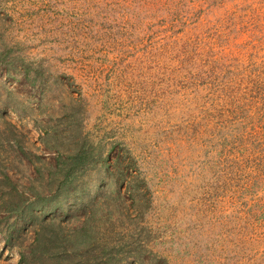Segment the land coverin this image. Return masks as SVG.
I'll return each mask as SVG.
<instances>
[{"label":"rangeland","instance_id":"1","mask_svg":"<svg viewBox=\"0 0 264 264\" xmlns=\"http://www.w3.org/2000/svg\"><path fill=\"white\" fill-rule=\"evenodd\" d=\"M44 221L88 264H264V0H0V264Z\"/></svg>","mask_w":264,"mask_h":264},{"label":"trees","instance_id":"2","mask_svg":"<svg viewBox=\"0 0 264 264\" xmlns=\"http://www.w3.org/2000/svg\"><path fill=\"white\" fill-rule=\"evenodd\" d=\"M67 170V171H66ZM73 168L69 167L64 170V173L66 172L67 179H70V177L73 176ZM63 185L57 186V189H61ZM34 200L37 199V195H34ZM32 198L30 199V202L32 203L31 206L27 207V210L31 207H34L35 209L40 210L38 206L33 204L34 201ZM20 209L21 207L19 205H14L11 209V212L16 213L17 215H20ZM69 213V212H67ZM25 214V210L23 211V214ZM31 218H35L34 214H31ZM44 220V219H43ZM48 224V225H44ZM44 224L41 226L47 228L49 230V233L42 232L41 230L36 232V240H35V246L32 249L33 257L32 260L35 262H38L39 264H88L86 262H79L77 258L76 252L80 249H77V243L78 241H72L70 238H65L63 234V229L61 228V222H47L44 221ZM46 231V230H44ZM82 231H86V229L81 228L77 229L76 236H80ZM79 238V237H78ZM67 241V242H65ZM64 243H68V247H64ZM91 254V250L87 247V251L85 252L84 256L89 258ZM28 256L31 255H25L21 254V260L20 263L24 264V262L27 260ZM34 264V262H32Z\"/></svg>","mask_w":264,"mask_h":264}]
</instances>
